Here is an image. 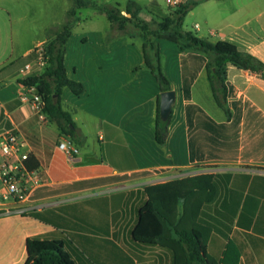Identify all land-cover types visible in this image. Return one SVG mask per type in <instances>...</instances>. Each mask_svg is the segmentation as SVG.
Returning <instances> with one entry per match:
<instances>
[{"label":"crops","instance_id":"crops-1","mask_svg":"<svg viewBox=\"0 0 264 264\" xmlns=\"http://www.w3.org/2000/svg\"><path fill=\"white\" fill-rule=\"evenodd\" d=\"M182 5H193L190 13L195 15L197 36L211 43H232L264 64V0H183ZM88 35L83 45L94 41L104 47L96 58L100 73L79 81L75 77L81 68L73 67L71 79L83 83L85 92L72 98L65 89L62 96V106L75 124L71 135L49 119L50 123H41L31 106L19 101L26 88L17 74L35 60L36 48L47 38L24 53V65L0 74L4 124L0 134L15 131L40 164L34 171L40 183L29 200L6 208L25 207L27 211L0 209V264H25L27 240L35 236L65 239L75 264H184L182 252H177L176 263L170 246L137 243L132 236L138 212L149 200L146 189L166 184L174 185L163 190L164 211L179 228L202 233L213 264H264V76L229 65L226 82L235 90L229 89L231 96L220 106L210 81L214 74L207 68L200 72L192 86L191 103L219 124H237L239 136L237 143L227 142L223 149L228 155L236 148V158L192 162V133L182 94L181 59L186 54L170 43L159 47L162 71L170 90L177 92L160 143L157 117L165 91L146 65L143 41L126 39L113 26ZM131 46H138L142 55L134 59L128 52ZM66 66L69 77L67 55ZM234 102H239L241 111L237 122ZM66 141L79 148L78 155L70 157L60 148ZM206 166L211 172L202 173ZM131 175L110 184L67 188ZM175 192L179 197L172 199ZM171 233L169 228L167 235Z\"/></svg>","mask_w":264,"mask_h":264},{"label":"trees","instance_id":"trees-1","mask_svg":"<svg viewBox=\"0 0 264 264\" xmlns=\"http://www.w3.org/2000/svg\"><path fill=\"white\" fill-rule=\"evenodd\" d=\"M71 1L72 7L67 12L66 23L54 35L50 33L45 42L47 65L44 71L20 81L25 87L34 86L37 93L43 97L44 113L50 121L58 123L63 133L68 135L73 133L75 124L71 114L62 106V96L64 90L69 89L73 95L80 97L85 92V86L83 83L68 77L66 47L72 37L78 11L93 9L105 14L111 25L127 37L141 38L146 65L160 83L163 91H169L171 83L164 75L159 62L161 43L166 42L175 45L181 53L186 54L181 59L182 94L187 102V124L190 133H192L190 159L192 162H202L236 158V148L232 147V152L228 155L223 153V149L228 145L227 142H238L239 128L237 124H219L201 107L191 103L192 86L200 72L207 68L210 73L214 74V76H210V81L218 103L223 106V101L231 93L229 89L235 90L234 86L226 82L228 66L234 65L252 72H259L264 76V64L262 62L251 55L240 52L232 43L225 41L211 43L185 29V19L193 5L181 4L177 8L170 9L166 18L157 24L156 29H152L151 24L141 18L143 8L135 0L128 1L125 9L126 15H123L118 9L103 6L96 0ZM130 27L139 29V33L129 31ZM150 50L154 51L155 60L150 56ZM234 96L236 97L235 94ZM10 106V104L7 105L8 108ZM233 106L235 108L234 120L237 122L241 114L239 102H234ZM171 117L172 114L167 122H163L160 118L159 108L156 139L160 143L164 141ZM26 166L30 172H33L39 168L40 164L33 155H30ZM132 177L133 175L108 177L91 182L77 183L67 188L77 189L99 183L110 184ZM173 185L166 184L146 189L149 200L138 212L137 225L132 231L134 241L145 245L170 246L175 253L176 263L179 260L177 252L180 251L184 256V264H213L208 257L202 233L195 228H179L164 211L163 190L171 188ZM178 197V192L171 196L172 199ZM169 228L174 237L172 233L167 235ZM66 247L67 242L63 238L49 239L42 236L29 238L27 240L28 260L25 264H75Z\"/></svg>","mask_w":264,"mask_h":264},{"label":"rangeland","instance_id":"rangeland-1","mask_svg":"<svg viewBox=\"0 0 264 264\" xmlns=\"http://www.w3.org/2000/svg\"><path fill=\"white\" fill-rule=\"evenodd\" d=\"M96 1L103 6L118 9L123 15H126L125 9L129 0ZM135 1L143 8L141 18L149 22L152 29H156L157 24L166 18L170 9H174L167 4V0H157L153 4L147 0ZM156 4L159 5V10L155 8ZM71 7V0H0V48L2 49L0 51V62L6 63L5 66L0 67V74L24 65L26 59L24 53L34 47L38 41L44 38L48 39L50 33L54 35L60 30L67 21V12ZM194 24L195 15L189 12L185 20V28L195 33ZM110 26L112 25L105 14L93 9L78 11L73 26V37L66 47L70 79L75 77L73 74L75 65H79L81 68L79 76L75 77L79 81H87L91 75L96 76L100 73L96 58L104 47L98 46L94 41H88L86 45H83V41L85 37H90L88 35L90 32L105 31ZM129 31L139 33V29L134 27H130ZM123 35L128 39L127 35ZM114 37L119 36L114 35ZM155 41L157 42V39ZM134 44H137V42H134ZM128 48V52L134 59L137 58L139 53L142 55V51L138 46ZM149 54L155 60L154 51L150 50ZM87 88L89 89L90 85ZM67 92L72 98H76L71 92ZM68 100L71 102L70 99ZM77 102L73 101V104H77ZM2 119L0 117V133L4 131L2 130L4 127ZM47 122L50 123L49 120ZM211 169V167L206 166L201 169V172H211Z\"/></svg>","mask_w":264,"mask_h":264},{"label":"built area","instance_id":"built-area-1","mask_svg":"<svg viewBox=\"0 0 264 264\" xmlns=\"http://www.w3.org/2000/svg\"><path fill=\"white\" fill-rule=\"evenodd\" d=\"M153 2L155 0H147ZM183 0H167V4L172 8H177ZM45 44L35 50V60L25 65L19 71L18 78L23 79L44 71L47 61L45 58ZM26 91L19 96L23 104L31 106L41 123L48 121L44 113L45 103L43 97L37 93L34 86L25 87ZM28 144L22 140L15 131H6L0 134V209L7 213H25V207L6 209L10 204H24L30 198L32 190L40 183V178L35 172H30L26 166L30 154L26 151ZM70 157L79 154V148L71 141L60 144Z\"/></svg>","mask_w":264,"mask_h":264},{"label":"water","instance_id":"water-1","mask_svg":"<svg viewBox=\"0 0 264 264\" xmlns=\"http://www.w3.org/2000/svg\"><path fill=\"white\" fill-rule=\"evenodd\" d=\"M176 102L177 92L175 90L165 91L161 94L160 118L163 122H167L169 120Z\"/></svg>","mask_w":264,"mask_h":264}]
</instances>
